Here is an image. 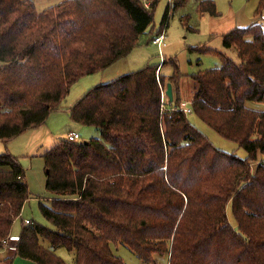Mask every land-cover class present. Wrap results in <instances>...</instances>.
<instances>
[{"label":"trees","instance_id":"trees-1","mask_svg":"<svg viewBox=\"0 0 264 264\" xmlns=\"http://www.w3.org/2000/svg\"><path fill=\"white\" fill-rule=\"evenodd\" d=\"M187 2L174 0L173 11ZM157 3L63 0L39 12L34 0H0V140L40 127L81 78L128 57L151 30ZM169 8L156 31L168 24ZM197 10L218 15L212 0ZM263 10L257 0L254 15ZM262 25L223 36L238 62L191 48L216 55L218 65L184 76L175 63L170 75L160 72L166 62L145 65L90 88L69 107L73 123L99 135L60 139L40 154L52 198L39 209L51 227L23 223L15 258L67 264L56 253L63 248L73 264H124L111 249L121 243L146 264L164 254L167 264H264V162L254 172L250 165L264 155V109L248 106L264 105ZM183 79L190 115L246 157L217 149L189 115L169 111L182 102ZM165 83L179 92L162 112ZM31 197L17 157L0 154V250Z\"/></svg>","mask_w":264,"mask_h":264},{"label":"rangeland","instance_id":"rangeland-1","mask_svg":"<svg viewBox=\"0 0 264 264\" xmlns=\"http://www.w3.org/2000/svg\"><path fill=\"white\" fill-rule=\"evenodd\" d=\"M60 1L63 0H34L39 12ZM200 1L201 0H188L184 7L173 11L172 5L174 4V0H158L154 11V20L151 25L152 28L145 37L141 38V44L139 47H137L128 57L116 62L106 70L81 78L71 87L66 101L62 103V107L65 109L71 107L93 86L108 83L123 75L139 70L145 65L158 64V67L160 68L163 63L166 62L165 65L160 68V72L170 75L174 70L173 65L175 63L178 67L179 73L183 76L195 73L200 68L205 69L218 65L219 59L216 55L212 53H191V48H211L224 53L234 61L238 62L239 60L236 49L224 47L223 36L237 27H244L258 20V16L254 15L256 7V4L254 3H256L257 0H212L216 6V12L218 14L216 16L200 14L197 10ZM151 2L152 0H150V3ZM167 6H170L168 24L162 29V31H165L166 29V45L158 47L152 43V39L158 34V32H161L156 30L160 25ZM247 18L252 21L248 22ZM247 22L248 24L246 25ZM262 27L264 29V24ZM166 84L167 83H165L162 90L165 99L168 98L165 94ZM181 85H183L180 89L181 104L186 103L190 107L191 91L188 86V81L183 79ZM172 90L174 98V90H176L175 92L178 94L179 89L175 87V89L173 88ZM248 106L251 108L264 109L263 104L250 103ZM187 115H189L190 122L208 137L214 147L228 153L235 151L240 158L246 157L244 150L239 148L237 144L220 137L217 133L199 121L194 115H190V113ZM49 117L50 118H48V120L40 127L30 129L8 141L6 144L0 141V154L7 152L16 156L23 167L29 192L32 196L25 204L21 213V218L14 223L15 225L12 228V236L15 238L19 236L23 224L22 220L29 219L37 224L51 227L50 224L45 221L39 209V205L44 204V200L48 199L50 196V194L45 192L46 178L44 161L39 155V152L42 149L40 147L41 143H47L46 147L49 149L60 139H66L70 130L78 132L80 135V142L97 138L99 135L97 129L93 127L81 126L73 123L64 111L53 112ZM162 118L163 115H161V120ZM261 162H264V155L259 154L257 160L250 163L252 172L255 171L257 165ZM229 219L233 222L230 211ZM10 237L11 235L1 243L0 264H9V260L12 258L13 252L8 249L15 246L17 241L10 242ZM111 249L114 255L122 259L124 264H146L140 261L128 247L121 243L115 245L111 244ZM56 253L66 261L67 264H73L72 253L67 252L63 248L58 249ZM168 259V256L164 254L160 257L157 256L156 262L157 264H167ZM11 264L35 263L18 257L13 260Z\"/></svg>","mask_w":264,"mask_h":264},{"label":"built area","instance_id":"built-area-1","mask_svg":"<svg viewBox=\"0 0 264 264\" xmlns=\"http://www.w3.org/2000/svg\"><path fill=\"white\" fill-rule=\"evenodd\" d=\"M143 3L144 5L146 6V8H148L150 6V0H143ZM258 21H260L261 23L264 24V13H262L259 17H258ZM165 31H161L160 34L156 35L153 39H152V43L158 47H162V46H165L166 43H165V39H166V36H165ZM168 101L167 99L164 98V93H162V112H164L165 110H167L165 104H167ZM182 111L186 114H189L191 113V109L190 107L186 104V103H182L180 104L178 107L177 106H172L171 109H169V111L173 112V111ZM67 140L71 141V142H77L80 140V136L77 132H74V131H70L68 134H67ZM23 223L24 225H28L30 224V220L26 219V220H23ZM11 240V239H10ZM17 241V238L15 239Z\"/></svg>","mask_w":264,"mask_h":264},{"label":"crops","instance_id":"crops-1","mask_svg":"<svg viewBox=\"0 0 264 264\" xmlns=\"http://www.w3.org/2000/svg\"><path fill=\"white\" fill-rule=\"evenodd\" d=\"M254 4H256V6H257V2L254 3ZM255 9H256V7H255ZM254 11H255V10H254ZM247 20H248V22H249V21H252L251 19L249 20V18H247ZM248 22L246 23V25L248 24ZM248 25H249V24H248ZM158 28H159V27H158ZM158 28H157V29H158ZM93 87H94V86H93ZM87 91H88V90H87ZM85 93H86V92H85ZM68 108H69V107H67V109H65V108L63 107V109H61L60 112L64 111V112L67 113V116H68V111H67ZM49 116H51V114H50ZM48 118H50V117H48ZM48 118H47V120H48ZM47 120H46V121H47ZM70 131H72V130H70ZM70 131H69V132H70ZM74 132H75V131H74ZM77 133H78V132H77ZM79 136H80V135H79ZM0 141H1L2 143H5V144L8 143V142H4V141H2V140H0ZM44 144H46V145H44ZM44 144L41 143V146H40V147H41L42 149H41V151L39 152L40 154H42V152L45 151V150L47 149V147H46V146H47V143H44ZM40 154H39V155H40ZM28 189H29V188H28ZM49 198H50V199H49ZM49 198L46 199V200H44V201L47 203L49 200H51L52 196L50 195ZM27 202H28V201H27ZM27 202H26V203H27ZM26 203H25V204H26ZM25 204H24V206H25ZM24 206H23V208H24ZM22 210H23V209H22ZM21 213H22V211H21ZM19 218H21V215H20ZM17 220H18V219H17ZM17 220H16V221H17ZM28 220H29V219H28ZM16 221H15V222H16ZM14 225H15V224H13V226H14ZM12 230H13V229H12ZM10 235H11V237H10L11 240H9V241H10V242H15V241H16L15 239H16L17 237L15 238V237L12 236V231H11V234H10ZM14 247H15V246L11 247V249H8L9 251H12V252H13V254H12V258H11L12 261L15 260L16 258H18V257L15 258V255H14V253H15V248H14Z\"/></svg>","mask_w":264,"mask_h":264},{"label":"water","instance_id":"water-1","mask_svg":"<svg viewBox=\"0 0 264 264\" xmlns=\"http://www.w3.org/2000/svg\"><path fill=\"white\" fill-rule=\"evenodd\" d=\"M166 96H168V102L171 103L173 101V90L172 85L170 83L166 84Z\"/></svg>","mask_w":264,"mask_h":264},{"label":"bare ground","instance_id":"bare-ground-1","mask_svg":"<svg viewBox=\"0 0 264 264\" xmlns=\"http://www.w3.org/2000/svg\"><path fill=\"white\" fill-rule=\"evenodd\" d=\"M158 34H160V32H159ZM158 34H157V35H158ZM154 37H155V36H154ZM167 99H168V98H167Z\"/></svg>","mask_w":264,"mask_h":264}]
</instances>
